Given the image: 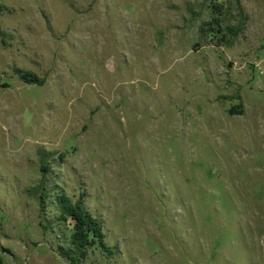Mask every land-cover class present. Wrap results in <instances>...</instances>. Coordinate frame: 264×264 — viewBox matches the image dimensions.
Instances as JSON below:
<instances>
[{"label":"rangeland","instance_id":"rangeland-1","mask_svg":"<svg viewBox=\"0 0 264 264\" xmlns=\"http://www.w3.org/2000/svg\"><path fill=\"white\" fill-rule=\"evenodd\" d=\"M0 3V264H264V0Z\"/></svg>","mask_w":264,"mask_h":264},{"label":"trees","instance_id":"trees-1","mask_svg":"<svg viewBox=\"0 0 264 264\" xmlns=\"http://www.w3.org/2000/svg\"><path fill=\"white\" fill-rule=\"evenodd\" d=\"M5 6L0 3V12L4 10ZM216 27L221 28L220 17L214 16L210 21L204 23L199 32L203 35L209 31H213ZM3 31L0 29V35ZM239 108L241 106L239 105ZM235 110V109H233ZM232 110V113L234 112ZM237 112H240L238 110ZM47 167V163L44 164ZM55 202L57 204L60 217L71 223L73 231L71 234V245L73 249H66L65 255L70 256V253L77 255L83 249L95 244H103L104 233L99 220L88 213L79 205L73 203L69 198L63 195H56Z\"/></svg>","mask_w":264,"mask_h":264}]
</instances>
